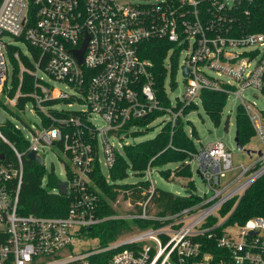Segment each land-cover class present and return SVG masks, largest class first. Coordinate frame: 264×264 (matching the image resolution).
I'll list each match as a JSON object with an SVG mask.
<instances>
[{"label": "built area", "instance_id": "2783aa9c", "mask_svg": "<svg viewBox=\"0 0 264 264\" xmlns=\"http://www.w3.org/2000/svg\"><path fill=\"white\" fill-rule=\"evenodd\" d=\"M258 5L259 0H0V102L15 107L19 99L28 97L26 104L40 118V127L30 138L13 124L26 141L24 152L0 130V141L8 145L15 159L14 164L0 160V264H91L94 256L109 252L114 253L107 264H185L190 259L194 264H264V217L224 227L217 239L218 256L202 253L195 241L197 236L210 238L211 231L222 227L226 219L221 221L220 208L232 199L239 200L264 176V110L241 98L248 89L264 95V21L257 32H248L240 22ZM4 35L36 50L38 59L23 55L15 44L2 42ZM85 41L83 62L79 64L72 52L80 50ZM151 41L167 45L162 98L154 65L141 56L143 43ZM12 46L19 82L25 73L31 77L32 86L29 93L18 91L9 98L5 94L10 89L6 56ZM182 52L185 56L179 71L186 83L185 93L182 100L171 104L165 78L171 80L178 70L176 59ZM22 57L32 68L24 67ZM37 71L72 87L73 93L43 85ZM207 71L217 77L227 75L232 81L219 80ZM203 90L240 100L238 106L261 144L260 155L259 151L251 152L256 159L248 166L240 165L239 173L226 180L234 169L231 153L221 142H210L190 153L185 162L189 166L192 161L196 163L207 188L199 202L165 217L148 213L155 187L154 171L148 166L145 178L150 183V195L137 204L138 211L119 213L112 204L115 199L109 201L114 213L101 215L100 193L92 176L99 170L110 181L109 172L117 156H123L124 146L118 151L108 139L140 131L162 117L165 124L174 127L184 116L183 108L199 101ZM49 101L57 103L44 104ZM93 115L105 125L97 127ZM18 121L26 125L21 118ZM47 147L58 149L63 156L66 191L61 193L62 183L58 181L59 191L49 192L68 197L67 212L63 216L22 215L18 212L22 157L34 152L44 170L41 154ZM99 147L107 175L100 171ZM222 180H226L224 185ZM127 206L135 208L130 202ZM212 217L215 224L207 226ZM135 219L156 221L160 226L141 229L132 225ZM108 220H125L132 232L104 247H85L95 240L90 238L92 228Z\"/></svg>", "mask_w": 264, "mask_h": 264}, {"label": "trees", "instance_id": "16d2710c", "mask_svg": "<svg viewBox=\"0 0 264 264\" xmlns=\"http://www.w3.org/2000/svg\"><path fill=\"white\" fill-rule=\"evenodd\" d=\"M261 4L264 5V0H259V5L254 9L252 8L249 16L240 18L241 26L246 28L248 32H257L259 23L264 21V9L261 8ZM31 9H33L31 7ZM35 12V9H33ZM31 12L33 15L34 13ZM236 25V24H235ZM35 60L38 59V52L30 47H27ZM15 47H9L8 52L11 53ZM167 45L160 42H147L143 43L141 47V56L152 62L154 65L155 75L158 76L157 84L161 87L160 98L163 94V77L162 63L166 56ZM25 68L30 69L31 63L25 58H21ZM173 67L175 64L173 63ZM174 69V68H173ZM29 82L31 77L27 74L23 76V86L21 90L29 88ZM10 89L6 95L12 98L19 87V69L18 64L12 61V71L10 74ZM24 92V91H23ZM28 97L19 99L16 105L18 115L12 110L8 109L6 105L0 102V108L5 111L15 113L16 119L19 118V112L23 111L24 105L29 102ZM227 101V95L223 92L216 91H201L199 95V102L202 108L214 126H218L220 123L221 114ZM57 103L56 101H49L44 103L45 105H51ZM65 103V101H64ZM197 109L196 104H192L183 108L184 116L192 110ZM52 114L60 115L58 112H52ZM42 121L47 125L48 121L42 117ZM147 122V121H146ZM227 125V121H226ZM235 128L236 136L239 144L243 147L248 143L251 138L254 137L253 129L246 118L243 110L240 106H237L235 113ZM1 132L5 135L10 143L14 144L20 152H24L26 149V141L21 135L20 131L13 128V123L6 120L0 125ZM145 129L142 132H146ZM140 131H136L133 134L135 136ZM193 131L192 136H194ZM192 136L188 135L184 128L182 118L178 124L171 127L169 124H165L159 133L152 139L145 140L136 144L124 145L123 156H117L114 167L109 172L110 181H106L100 174L99 170H96L92 176L95 185L99 189V196L101 201L100 214L103 216L114 213L113 209L109 205V201H114L120 193L125 195L126 199H129L135 210L138 211V203L144 202L148 196L150 183L145 178L146 168L149 166L155 173L166 181L174 178L189 179L191 177L190 166L185 162L189 158V154L195 152ZM0 155H3L2 162L15 163V159L11 154V151L5 143L0 141ZM23 155V176L19 191V207L18 212L22 215H37V216H63L67 212L69 205V199L64 195H56L46 187L41 186L43 167L33 161H30ZM128 171L136 177L140 178L135 183H127ZM50 185L54 187L57 184V180L53 175H50ZM187 196H178L170 192L162 191L156 187L151 194L147 212L157 217H165L174 215L180 212L182 209L190 207L201 200L199 196L194 194L193 182L188 181ZM219 216L224 218L222 227L215 228L210 232L211 237L206 236L196 237L195 241H198L201 245V252H211L213 255L218 256L220 250L217 248V239L223 232L222 229L226 226L238 224L241 225L252 217H264V176L255 181L244 194L237 199H232L225 203L218 212ZM216 219L210 218L207 221V226L215 224ZM132 225L141 228H157L160 223L156 221H146L135 219ZM132 232L130 224L125 220H108L90 231V238L95 239L98 247H104L109 243L117 240L120 236ZM114 252H109L102 255L94 256L91 259V264H107L109 258ZM217 259V258H216ZM194 259L186 261L185 264H194Z\"/></svg>", "mask_w": 264, "mask_h": 264}, {"label": "rangeland", "instance_id": "374dc122", "mask_svg": "<svg viewBox=\"0 0 264 264\" xmlns=\"http://www.w3.org/2000/svg\"><path fill=\"white\" fill-rule=\"evenodd\" d=\"M2 42L4 43H11L18 46L20 52L23 55H27L28 57L31 56L29 49L27 48V45L23 42L17 41L14 38L4 35L2 37ZM248 48H252L247 47ZM13 54H17L16 51L13 52ZM185 56V52H182L179 54V57L176 59V66L178 67V70L173 73L171 80L169 77L165 78V91L169 97V101L171 104H175V102L179 99L182 100L186 83L184 79L182 78V74L180 73L179 69L183 62V58ZM7 61V69H8V81L7 85H10V74L12 71V61L13 56L12 53H9L6 56ZM16 63L17 61L14 60ZM251 65H253V62H251ZM19 69V68H18ZM36 71L33 72L35 74ZM208 75L213 76L219 80L222 81H232L227 75H222L220 77H217L216 74L212 71L206 72ZM38 78L43 81V85L45 86H51L55 90H60L63 92H66L68 94L73 93V88L58 81L55 80L42 71H37ZM20 81V80H19ZM175 83V85H170V83ZM22 83V82H21ZM20 82L19 87L16 91H22L20 88ZM32 82H29V89H23L21 92L22 94H27L31 90ZM6 94V93H5ZM9 97V96H8ZM241 98L244 101L253 102L260 110H264V95L259 94L255 90H245L243 93H241ZM197 109L192 110L187 115L182 117L185 131L188 135L192 136L193 131H195L196 134L192 136L194 147L196 150L201 149L204 145H207L210 142H221L222 145L231 153V159H232V167L234 168L231 172L227 173V179H230L232 176L239 173V167L240 165L248 166L252 160L256 159L255 155L248 154L246 151L249 152H257L262 149L260 142L256 137L251 138V140L246 143L242 149H238L235 143V113L237 106L240 104V100L235 97L234 95H230L227 98L225 107L223 108L220 123L218 126H214V124L211 122V120L208 118V116L205 114L202 105L199 101L195 102ZM11 106V105H10ZM16 107V105H15ZM15 107H9L11 111L13 110L17 115L18 111ZM59 107V106H57ZM74 108H77L76 105ZM4 114V117L6 120L10 121L11 123L15 124L22 134L26 136L27 138H30L32 131H37L38 127H40V118L39 115L32 109V106L30 104H26L24 108V113L19 116L23 120V122L26 124L23 126L18 119L15 118L14 114L11 113L9 110L6 112H2ZM92 121L97 125V127H103L105 124L104 122L99 118V116L93 115ZM227 121V125H226ZM166 122L165 117L159 118L155 120L153 123H150L147 125V128H144L140 130L139 133H137L135 136L133 134L129 135H120L118 138H109L108 142L112 144L113 147H115L118 151H121L123 145H131L136 144L145 140H149L154 138L161 128L164 126ZM28 126V127H26ZM145 129H148L145 133L142 132ZM42 155V165L44 166V172L42 175V182L41 184L43 187H46L49 191L53 192L59 191L58 185L55 184L54 187L50 185V175H54L57 179V182H65L66 175H65V168L62 163L63 156L61 152L56 148H45ZM98 158L100 162V171L103 173V175L108 174V168L105 166V159L102 152V148L99 147L98 150ZM191 169V177L189 179H183V178H174L172 180L166 181L163 178H161L157 173H152V179L154 181L155 187L166 192H170L172 194L183 196L188 191V181L193 182V192L197 196L201 197L207 190L203 180L201 177L197 174L196 169V163L191 162L190 164ZM128 179L126 180L127 183H135L139 181L140 178L134 177L130 171H128ZM226 180L221 181V185H224ZM130 202L133 204L129 199L125 198V195L123 193H120L116 197V201L113 204V207L119 212H125L126 209H135V208H127V203ZM226 219L224 217L221 219L223 221ZM229 230H235L234 227H228ZM85 247H91L96 248L97 242L95 240H90L84 245Z\"/></svg>", "mask_w": 264, "mask_h": 264}, {"label": "water", "instance_id": "95a60500", "mask_svg": "<svg viewBox=\"0 0 264 264\" xmlns=\"http://www.w3.org/2000/svg\"><path fill=\"white\" fill-rule=\"evenodd\" d=\"M85 47H86V41L83 43L82 48L80 50L72 52L73 55L75 56V58L78 60L79 64H81L83 62V53H84ZM183 71H184L183 75L186 76L187 75L186 68H183ZM3 122H4V114L0 111V125L3 124ZM234 141L236 143L237 148L242 149V146L239 144L236 134H235V140ZM246 153L250 154L251 152L246 151ZM258 155H260V151L258 152ZM26 157L30 161H33L39 165L41 164L40 158L38 156H36V154L34 152H29L26 155ZM0 160H3V155H0ZM66 187H67V183L64 182L61 184V187H60L61 193H65Z\"/></svg>", "mask_w": 264, "mask_h": 264}, {"label": "bare ground", "instance_id": "6f19581e", "mask_svg": "<svg viewBox=\"0 0 264 264\" xmlns=\"http://www.w3.org/2000/svg\"><path fill=\"white\" fill-rule=\"evenodd\" d=\"M25 74V73H24ZM24 74L22 75V83H21V85H20V88H21V86H23V76H24ZM29 89V88H28ZM22 92V91H21Z\"/></svg>", "mask_w": 264, "mask_h": 264}]
</instances>
